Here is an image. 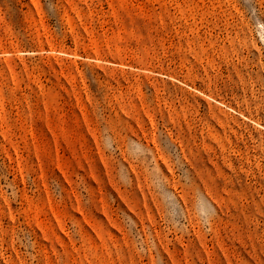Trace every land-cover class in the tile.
<instances>
[{
  "label": "rangeland",
  "instance_id": "374dc122",
  "mask_svg": "<svg viewBox=\"0 0 264 264\" xmlns=\"http://www.w3.org/2000/svg\"><path fill=\"white\" fill-rule=\"evenodd\" d=\"M0 264H264V0H0Z\"/></svg>",
  "mask_w": 264,
  "mask_h": 264
}]
</instances>
